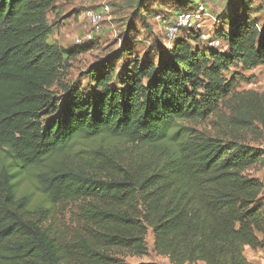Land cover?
I'll return each mask as SVG.
<instances>
[{
  "label": "trees",
  "instance_id": "trees-1",
  "mask_svg": "<svg viewBox=\"0 0 264 264\" xmlns=\"http://www.w3.org/2000/svg\"><path fill=\"white\" fill-rule=\"evenodd\" d=\"M61 1L73 0H0V264H122L111 252L144 256L149 228L169 264H251L245 248L264 249V186L248 172L264 154L179 124L226 108L236 124L264 130V92L243 98L241 78L225 76L264 66V26L230 12L228 31L215 30L224 52L194 48L196 35L185 34L119 75L109 63L91 68L88 93L64 86L59 95L72 59L93 45L48 42ZM101 135L152 150L126 168L105 157L65 162L76 140ZM61 203L77 212L70 228L53 229Z\"/></svg>",
  "mask_w": 264,
  "mask_h": 264
},
{
  "label": "rangeland",
  "instance_id": "rangeland-1",
  "mask_svg": "<svg viewBox=\"0 0 264 264\" xmlns=\"http://www.w3.org/2000/svg\"><path fill=\"white\" fill-rule=\"evenodd\" d=\"M142 1L73 0L56 4L48 14V22L52 28L48 37L50 44L72 49L75 47V38H81L88 32H92L93 39L92 49L70 62V68L58 82L59 86L54 87L57 94H62L64 86L78 88L83 93H88L92 89L89 71L101 64H111L115 74L119 75L127 62L136 57L144 60L157 59L161 54L166 55L168 41L155 18L164 16L170 20L178 12L187 11L185 9L188 7L193 11L195 2L202 4L204 12L208 15L209 28L213 31L217 29L228 31L230 12L233 11H239L242 15L245 10L260 29L264 26V0H194V5L191 6L188 3L193 0H145V11L140 7ZM104 3L108 5L109 13L98 27L92 28L85 14L87 11L99 10ZM225 76L228 79L241 78L237 79L236 92L243 98L259 96L264 92V66L246 72L239 68H231ZM237 116L232 110L221 108L217 114L205 121L182 122L179 127H182V132L187 130V133L194 132L196 135L215 138L223 144L255 148L264 154V130L261 125L257 122L236 124L234 118ZM151 150L148 147L134 145L123 137L101 135L93 140H76L65 162L75 165L80 156L89 159L105 157L120 168H126L127 165L145 163ZM79 151L81 152L78 154ZM5 156L4 151L0 150V158ZM5 162L9 163V160ZM248 175L262 182L264 186V159L249 170ZM23 183L30 184L28 179H25ZM33 191L34 197L37 198L38 192ZM257 206L264 212V191L257 200ZM77 208L78 205L70 203L57 205L51 227L53 229L70 228ZM258 238L261 239V236L258 235ZM144 241L147 250L144 256H133L124 251L111 253L121 260L122 264H169L167 258L154 251V237L150 228ZM244 255L251 264H264V249H247L244 250Z\"/></svg>",
  "mask_w": 264,
  "mask_h": 264
},
{
  "label": "built area",
  "instance_id": "built-area-1",
  "mask_svg": "<svg viewBox=\"0 0 264 264\" xmlns=\"http://www.w3.org/2000/svg\"><path fill=\"white\" fill-rule=\"evenodd\" d=\"M109 7L106 3L102 5L99 10L87 11L85 17L92 28L98 27L103 19L108 15ZM207 13L204 12L201 3H198V7L195 11H181L172 16L168 20L164 16H157L155 18L158 27L162 29L167 38V49H169L172 43L179 37H183L185 34L189 35L194 33L197 37L196 45L192 41V46L199 47L204 50H220L224 52L227 50V44L219 40L215 36V31L209 28L207 22ZM183 33V35H180ZM93 42L92 32H88L81 38H75V46H83Z\"/></svg>",
  "mask_w": 264,
  "mask_h": 264
},
{
  "label": "crops",
  "instance_id": "crops-1",
  "mask_svg": "<svg viewBox=\"0 0 264 264\" xmlns=\"http://www.w3.org/2000/svg\"><path fill=\"white\" fill-rule=\"evenodd\" d=\"M247 249H248V250H251L250 248H245V251H246ZM244 256H246V255H244ZM245 258H246V257H245ZM246 259H247V258H246ZM248 261H249V260H248Z\"/></svg>",
  "mask_w": 264,
  "mask_h": 264
}]
</instances>
